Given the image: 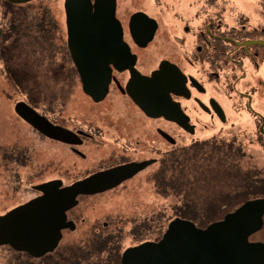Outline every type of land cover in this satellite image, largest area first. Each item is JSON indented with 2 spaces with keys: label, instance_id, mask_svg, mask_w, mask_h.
<instances>
[{
  "label": "flooded vegetation",
  "instance_id": "flooded-vegetation-1",
  "mask_svg": "<svg viewBox=\"0 0 264 264\" xmlns=\"http://www.w3.org/2000/svg\"><path fill=\"white\" fill-rule=\"evenodd\" d=\"M229 3L0 0V91L12 107L7 116L0 108V199L16 201L0 217L42 197L37 186L60 181L66 188L118 167L144 165L111 190L79 196L67 212L75 229L61 231L54 252L35 258L0 246L15 255L13 264H61L52 263L55 257L85 264V254L58 253L65 235L77 230L73 212L84 200L143 178L163 195L164 169L182 151L232 148L242 159L251 147L264 148V0H254L252 13L238 12L230 22ZM16 69L37 77L10 76ZM160 71L167 81L156 84L158 111L150 115L132 94L140 92L142 77ZM27 83L37 89L20 87ZM48 86H54L49 93ZM105 88L96 101L93 94L101 96ZM166 91L169 100L161 96ZM21 102L52 135L18 114ZM200 133L212 135L200 140ZM69 157L79 163L68 164ZM96 231L88 244L112 242L113 236L105 240Z\"/></svg>",
  "mask_w": 264,
  "mask_h": 264
},
{
  "label": "water",
  "instance_id": "water-1",
  "mask_svg": "<svg viewBox=\"0 0 264 264\" xmlns=\"http://www.w3.org/2000/svg\"><path fill=\"white\" fill-rule=\"evenodd\" d=\"M9 1L21 3L30 0ZM113 13L114 8L111 10L112 15ZM165 71L164 69L163 72ZM138 75L141 77L139 73ZM135 78L136 81L140 79ZM142 79L140 92L133 93L132 97L148 114L154 115L158 111L156 84L167 81V78L160 71L151 78ZM169 91L161 95L164 100H169ZM105 93L106 88L101 96L93 94L95 100L103 99ZM16 111L44 134L52 135L54 132L49 129L48 123L39 121L38 118L41 117H35L38 115L26 103H18ZM61 132L66 134L65 131ZM142 166L144 165L118 167L66 188H61L60 181L37 186L44 194L42 197L0 217V246L9 245L14 250L29 253L35 258L54 252L61 241V231L66 228L75 229L73 222L67 221V212L78 205L79 196L111 190ZM263 227L264 198L246 201L222 220L211 223L204 229L192 221L175 218L169 223L160 241L144 242L126 249L121 263L264 264V242L250 241Z\"/></svg>",
  "mask_w": 264,
  "mask_h": 264
},
{
  "label": "rangeland",
  "instance_id": "rangeland-1",
  "mask_svg": "<svg viewBox=\"0 0 264 264\" xmlns=\"http://www.w3.org/2000/svg\"><path fill=\"white\" fill-rule=\"evenodd\" d=\"M254 0H229L228 4V18L229 22L231 19L235 18L236 14L241 11L247 13H252V4ZM54 86L47 87V93L51 92ZM8 91L9 94H13L7 87L4 86V92ZM13 103V102H12ZM0 108L1 111L5 110V116H7V111L11 110V102H7V99L2 95L0 91ZM2 117L0 116V121ZM1 123V122H0ZM212 134L200 133V140L208 139ZM212 146L200 147L198 151L200 153L206 151H212ZM164 148H166L164 146ZM247 150V147L245 148ZM198 153V152H197ZM253 156L250 157L251 154ZM43 159L41 155L40 160ZM68 164H74V162L79 163L74 157H69ZM238 163L242 166L239 175H229L234 178L235 182L244 184L245 180L249 179H260L264 180V148L260 147H251L247 156L239 159ZM157 167H153L152 170H156ZM219 172L215 171V174ZM204 179L206 182L201 181V183L195 184L193 190H185L182 194L176 195L175 192L172 195L165 196L160 195L156 192L154 185L143 178L140 181H134L129 183L128 186L122 187L115 192L109 193L104 196L90 198L84 200L78 209L73 212L74 216H78L77 221V230L74 233L68 232L63 239L58 253H72L81 254L85 257L83 262L85 264H111L109 262V252L104 251L97 254L98 247L89 242H86V239L89 236L92 238V234L100 231L98 234L105 239L108 236H113L106 244V248L110 249L115 247V245L121 248L123 253L126 249L138 246L141 241H154L155 234H160L163 229H167L169 223L174 220L176 206H181L186 203L190 204L194 201L195 205L204 204L208 207L210 206V201L213 199L208 196L201 195L202 186L209 183H217L215 175L213 173H204ZM227 177V180L229 178ZM37 183V182H35ZM235 186V184H230L229 187ZM228 187V189H229ZM227 188V186H225ZM216 195L218 191H215ZM220 192V191H219ZM209 193V192H208ZM215 195V197H216ZM177 196V197H176ZM198 196V198H196ZM191 199V200H190ZM21 201V199H19ZM208 201V202H207ZM15 200L8 198L4 201L0 199V214H2L6 209L11 208L16 203ZM209 204V205H208ZM191 206L194 205L191 203ZM104 224L108 226L100 230ZM131 230L134 231L132 236L130 235ZM139 236H142L139 238ZM264 239V235L262 236ZM106 240V239H105ZM92 242V239H90ZM264 242V241H259ZM78 248V249H76ZM105 248L102 247L103 251ZM92 254V257L90 255ZM112 254V252L110 253ZM13 254L10 251L5 249H0V264H13ZM55 259V260H54ZM78 259H81L79 257ZM58 258L55 257L52 259V263H61L66 264V262H58Z\"/></svg>",
  "mask_w": 264,
  "mask_h": 264
},
{
  "label": "trees",
  "instance_id": "trees-1",
  "mask_svg": "<svg viewBox=\"0 0 264 264\" xmlns=\"http://www.w3.org/2000/svg\"><path fill=\"white\" fill-rule=\"evenodd\" d=\"M39 29V27H36ZM10 76L14 75L16 78H35L37 77L36 72L33 70L16 69L9 70ZM21 88H27L29 90H36L37 84H24L20 85ZM212 151H206L203 153H197L193 151H182L181 154L174 159L169 166L164 169L163 180H162V194L165 196L172 195L175 192L176 195H180L185 190L193 189L195 184L206 182L203 174L206 172L213 173L217 180V183H205L202 186V196L206 198L211 197L210 206L204 204L195 205L194 201L191 203L174 208L175 218H182L188 221H192L199 228H206L211 223L222 220L228 213L235 211L243 203L248 200L257 198H264V180L260 179H249L245 180L244 184L234 181L229 175H239L241 171V165L237 162V156L235 149L229 148L228 153L224 148L216 151L212 148ZM202 152V151H199ZM170 168V169H168ZM215 171L219 174H215ZM229 176L228 180L227 177ZM235 186L229 187L230 184ZM227 186V188H225ZM229 187V189H228ZM218 194L216 195V192ZM220 191V192H219ZM209 192V193H208ZM222 194V195H221ZM216 195V197H215ZM225 195V196H223ZM177 197V196H176ZM198 198V196H196ZM191 200V199H190ZM208 202V201H207ZM208 204V205H209ZM174 218V219H175ZM166 229H163L160 234H155V240H160ZM134 233V231H133ZM133 235V234H132ZM264 235V229L258 232L256 235L250 238L251 241H264L262 236ZM142 236H139L141 238ZM102 247L105 248L103 251ZM106 244H100L97 249V254L108 251L109 262L111 264H121V248L117 245L106 248ZM112 252V254H110ZM66 264H73L72 260L66 261Z\"/></svg>",
  "mask_w": 264,
  "mask_h": 264
}]
</instances>
